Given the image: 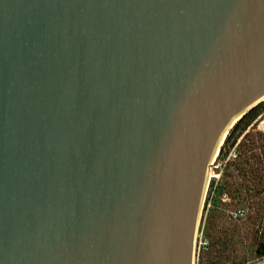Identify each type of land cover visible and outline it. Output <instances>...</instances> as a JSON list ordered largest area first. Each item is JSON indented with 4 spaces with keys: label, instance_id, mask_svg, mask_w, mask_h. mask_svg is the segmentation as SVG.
<instances>
[{
    "label": "water",
    "instance_id": "water-1",
    "mask_svg": "<svg viewBox=\"0 0 264 264\" xmlns=\"http://www.w3.org/2000/svg\"><path fill=\"white\" fill-rule=\"evenodd\" d=\"M263 101L264 0H0V264H196Z\"/></svg>",
    "mask_w": 264,
    "mask_h": 264
},
{
    "label": "trees",
    "instance_id": "trees-1",
    "mask_svg": "<svg viewBox=\"0 0 264 264\" xmlns=\"http://www.w3.org/2000/svg\"><path fill=\"white\" fill-rule=\"evenodd\" d=\"M260 119L264 123V101L244 115L228 133L221 151L230 142L232 145L238 142L237 153L227 161L224 169L225 176L230 180L216 182L210 196L216 211L238 205L246 208V211L244 207L239 208L246 213L245 218L241 219L242 215L235 218L241 219L239 225L249 240L250 259L264 256V130L258 126ZM235 176L239 178V183L233 180ZM214 216L213 213L208 219L209 229L214 228ZM224 236L227 238L228 233ZM216 237L217 242L222 244L221 238ZM229 245L230 240H227L226 246ZM244 262L243 259L238 264Z\"/></svg>",
    "mask_w": 264,
    "mask_h": 264
},
{
    "label": "rangeland",
    "instance_id": "rangeland-1",
    "mask_svg": "<svg viewBox=\"0 0 264 264\" xmlns=\"http://www.w3.org/2000/svg\"><path fill=\"white\" fill-rule=\"evenodd\" d=\"M258 126L264 130L263 120L260 119ZM237 143L232 145L230 142L222 151L220 149L210 166L209 184L203 203L200 226L197 234L196 264H238L243 259L245 262L241 264H264V256L255 257L253 259L249 258L251 254L248 250L249 240L244 236L241 225H239V220L245 218L246 213L244 212L242 214L240 217L241 219L235 218V212L244 206H229L216 211L213 209L210 202L213 185L221 179L230 180L229 177L225 176L224 169L227 161L237 153ZM233 180L237 183L240 182L239 178L236 176ZM244 209V211H246L245 207ZM213 213L215 215L214 228L209 229L208 219ZM225 233H228L227 238L224 236ZM216 236L221 238L222 244L217 242L218 240L215 239ZM227 240H230L229 246H226ZM213 242H217V244H213ZM206 244L209 245L205 246Z\"/></svg>",
    "mask_w": 264,
    "mask_h": 264
},
{
    "label": "built area",
    "instance_id": "built-area-1",
    "mask_svg": "<svg viewBox=\"0 0 264 264\" xmlns=\"http://www.w3.org/2000/svg\"><path fill=\"white\" fill-rule=\"evenodd\" d=\"M243 214V209H238L236 212H235V216H240Z\"/></svg>",
    "mask_w": 264,
    "mask_h": 264
}]
</instances>
